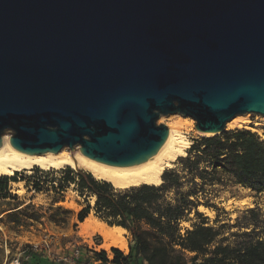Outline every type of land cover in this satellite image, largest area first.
<instances>
[{
  "label": "water",
  "instance_id": "obj_1",
  "mask_svg": "<svg viewBox=\"0 0 264 264\" xmlns=\"http://www.w3.org/2000/svg\"><path fill=\"white\" fill-rule=\"evenodd\" d=\"M246 114L264 116V0H0V145L127 167L167 142L161 116L219 135Z\"/></svg>",
  "mask_w": 264,
  "mask_h": 264
},
{
  "label": "trees",
  "instance_id": "obj_2",
  "mask_svg": "<svg viewBox=\"0 0 264 264\" xmlns=\"http://www.w3.org/2000/svg\"><path fill=\"white\" fill-rule=\"evenodd\" d=\"M181 163L183 172L192 176L196 187L188 193L181 191L182 178L176 171L162 172V183L157 186L138 184L114 189L107 182L96 181L91 174L78 173L77 180L71 169L65 170L67 184H77L81 195L87 192L96 197L95 214L100 220L122 227L133 237L128 255L112 249L111 263L105 251L96 253L97 258L103 264H134L137 260L146 264H264V234L260 232L263 222L257 209L246 211L242 216L244 222L238 218L232 225L239 231L246 230L242 235L248 237L234 246L216 244L220 229L226 226H209L208 219L198 211L200 197L209 196L206 187L224 186V176L236 185L264 193V141L246 130L203 137L193 141ZM8 181L16 182L0 177V192L5 195ZM170 191L176 192L174 203L163 200L162 194ZM204 205L217 208L209 202ZM90 211L87 207L80 213L81 222ZM192 213L200 221L182 234L180 223Z\"/></svg>",
  "mask_w": 264,
  "mask_h": 264
},
{
  "label": "rangeland",
  "instance_id": "obj_3",
  "mask_svg": "<svg viewBox=\"0 0 264 264\" xmlns=\"http://www.w3.org/2000/svg\"><path fill=\"white\" fill-rule=\"evenodd\" d=\"M178 116H161L157 123L168 127L177 120ZM237 118L247 119L246 129L237 130L250 131L257 134L264 141V121H261L262 116L247 114ZM234 131L236 130L225 131L219 135ZM182 135L189 144L185 150V155L178 157L173 166L164 171H176L182 178L183 187L181 191L188 193L196 187L192 182V176L183 172L181 159L188 155L193 141L200 140L203 136H200L196 129L184 131ZM202 167L205 168L206 164H203ZM67 169L43 171L33 168L30 172H17L13 178L7 177L8 179H14L17 183H22V188L20 193L14 192L11 185L12 181H8L7 194L0 192V264L11 261L18 253V250L28 246L30 243L41 244L45 237L49 235L55 236L58 240L52 246V252L57 255H70L74 251H79L83 261L91 264H103L97 258L96 253L105 251L110 263L113 261L114 254L112 249L115 248L103 249L104 241L99 235H92L83 231L82 224L85 223L87 218L92 215L98 218L95 214L96 201L93 202L92 200L95 196L87 192L81 195L77 184H67L64 181L65 170ZM72 172L77 180H79L78 173L89 174L85 171L72 170ZM223 178L224 186L208 185L206 187L209 196L206 198L200 197L201 205L198 208V211L208 219L209 226L217 229L223 225L226 226L220 229L221 236L216 244L234 246L238 241L248 239V237L242 235L246 230L239 231V229L233 228L232 225L236 223L238 218L242 220L245 212L252 209H257L260 213L263 222L260 232L264 234V193L258 194L251 188L236 185L230 177L224 176ZM196 182L200 184L198 179ZM161 183L160 181L159 184ZM162 196L164 201L174 203L176 192H164ZM207 202L217 208L205 207L204 204ZM20 206L22 208L17 210V212L4 214L8 210ZM87 207L91 208L90 214L81 222L79 215ZM206 210H209L210 213H207ZM199 221L194 213L187 215L180 223L181 233L185 234L187 230H192L193 225L199 223ZM235 233H239L240 236H233ZM125 238L128 241L129 249L121 252L124 255H128L134 242L131 233L128 231L125 234ZM187 257H190V255H187ZM29 264L53 263L43 254L31 253ZM134 264L146 263L137 260Z\"/></svg>",
  "mask_w": 264,
  "mask_h": 264
},
{
  "label": "bare ground",
  "instance_id": "obj_4",
  "mask_svg": "<svg viewBox=\"0 0 264 264\" xmlns=\"http://www.w3.org/2000/svg\"><path fill=\"white\" fill-rule=\"evenodd\" d=\"M237 117L227 123L226 131L243 129L247 126L246 118ZM262 117L261 121H264V116ZM168 128L169 138L159 152L143 163L127 167L106 165L84 157L79 152V145L75 147L76 153L74 155H71L72 150L68 146H65L56 154H24L10 146L8 141L11 138L10 133L5 134L0 145V177L13 178L17 172H30L33 168L43 171L70 168L74 171L88 172L97 181L107 182L114 188H127L138 184L155 186L161 181L162 172L167 168H171L178 157L185 155V150L189 144L182 134L184 131L195 129V121L192 118L189 119V117L179 115L177 120ZM197 133L203 137L216 135L198 131ZM11 185L14 192H21L22 183L11 182ZM92 200L95 202L96 197ZM206 212L210 213L209 210H206ZM82 228L84 232L99 235L104 241L103 249L105 250L115 248L124 252L129 249L128 241L125 238L127 230L120 226L111 227L92 215L82 224Z\"/></svg>",
  "mask_w": 264,
  "mask_h": 264
},
{
  "label": "built area",
  "instance_id": "obj_5",
  "mask_svg": "<svg viewBox=\"0 0 264 264\" xmlns=\"http://www.w3.org/2000/svg\"><path fill=\"white\" fill-rule=\"evenodd\" d=\"M58 240L55 236L49 235L41 242V244L30 243L28 246L18 250V253L11 261L5 264H29L30 254H43L53 264H91L82 260L79 251H74L70 255L60 256L52 252V246Z\"/></svg>",
  "mask_w": 264,
  "mask_h": 264
},
{
  "label": "crops",
  "instance_id": "obj_6",
  "mask_svg": "<svg viewBox=\"0 0 264 264\" xmlns=\"http://www.w3.org/2000/svg\"><path fill=\"white\" fill-rule=\"evenodd\" d=\"M22 207H18V208H13V209H10V210H8V211H6L4 214L6 215V214H11V213H13V212H17V210H19V209H21ZM3 214V215H4Z\"/></svg>",
  "mask_w": 264,
  "mask_h": 264
}]
</instances>
